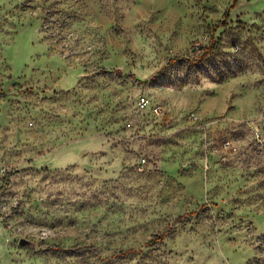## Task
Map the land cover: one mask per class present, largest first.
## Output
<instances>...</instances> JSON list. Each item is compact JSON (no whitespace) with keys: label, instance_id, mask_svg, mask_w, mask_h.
<instances>
[{"label":"rangeland","instance_id":"1","mask_svg":"<svg viewBox=\"0 0 264 264\" xmlns=\"http://www.w3.org/2000/svg\"><path fill=\"white\" fill-rule=\"evenodd\" d=\"M254 126L264 0H0V264H264Z\"/></svg>","mask_w":264,"mask_h":264},{"label":"built area","instance_id":"2","mask_svg":"<svg viewBox=\"0 0 264 264\" xmlns=\"http://www.w3.org/2000/svg\"><path fill=\"white\" fill-rule=\"evenodd\" d=\"M136 104H137L138 110L142 112L147 111L148 113H151L152 115H156V116H161L164 113V109L162 105H160L159 103H151L149 99L143 94H140L138 96V98L136 99ZM193 116H194L193 114L190 115V117H193ZM128 124L130 125L132 123L129 122ZM253 131L255 133L256 138L260 141L262 147H264V141L260 139V134H261L260 129L257 126H254ZM223 146L224 148L229 149V150L236 149V145L232 141H229V140H225L223 142Z\"/></svg>","mask_w":264,"mask_h":264},{"label":"water","instance_id":"3","mask_svg":"<svg viewBox=\"0 0 264 264\" xmlns=\"http://www.w3.org/2000/svg\"><path fill=\"white\" fill-rule=\"evenodd\" d=\"M28 243H29L28 240H26L24 238L20 239V244H28Z\"/></svg>","mask_w":264,"mask_h":264},{"label":"trees","instance_id":"4","mask_svg":"<svg viewBox=\"0 0 264 264\" xmlns=\"http://www.w3.org/2000/svg\"><path fill=\"white\" fill-rule=\"evenodd\" d=\"M110 72L112 71V72H116V73H118L119 74V71L118 70H116V69H114V70H109Z\"/></svg>","mask_w":264,"mask_h":264}]
</instances>
